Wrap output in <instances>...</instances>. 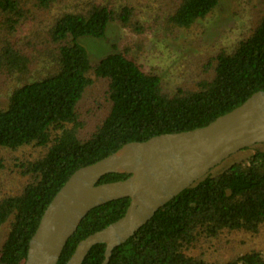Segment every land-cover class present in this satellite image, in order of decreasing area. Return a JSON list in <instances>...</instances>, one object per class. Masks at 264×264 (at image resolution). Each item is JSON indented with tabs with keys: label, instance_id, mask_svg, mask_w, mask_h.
I'll return each instance as SVG.
<instances>
[{
	"label": "trees",
	"instance_id": "16d2710c",
	"mask_svg": "<svg viewBox=\"0 0 264 264\" xmlns=\"http://www.w3.org/2000/svg\"><path fill=\"white\" fill-rule=\"evenodd\" d=\"M219 1L0 0V88L6 91L0 149L32 150L16 164L14 189L0 193V264H24L43 212L79 168L129 142L204 127L264 91V4L252 12L246 36L174 87L144 70L128 50L92 63L79 42L103 38L112 25L130 36L175 37L205 20ZM92 87L96 97L81 107ZM238 154L244 157L219 172L214 167L159 208L112 250L108 264H264L258 248L227 261L204 251L214 244L227 251L228 237L264 231V148L255 144ZM128 176L109 173L97 184ZM129 204L124 197L91 209L56 264H66L81 240L119 220ZM105 247L92 246L81 264H101Z\"/></svg>",
	"mask_w": 264,
	"mask_h": 264
},
{
	"label": "water",
	"instance_id": "95a60500",
	"mask_svg": "<svg viewBox=\"0 0 264 264\" xmlns=\"http://www.w3.org/2000/svg\"><path fill=\"white\" fill-rule=\"evenodd\" d=\"M264 142V91L256 92L204 127L129 142L76 170L50 201L29 240L24 264H56L63 247L88 212L108 201L130 198L125 214L81 240L66 264H81L89 249L112 250L126 242L165 203L238 151ZM109 173L120 181L97 184Z\"/></svg>",
	"mask_w": 264,
	"mask_h": 264
},
{
	"label": "rangeland",
	"instance_id": "374dc122",
	"mask_svg": "<svg viewBox=\"0 0 264 264\" xmlns=\"http://www.w3.org/2000/svg\"><path fill=\"white\" fill-rule=\"evenodd\" d=\"M263 4L264 0H220L218 7L205 20L189 30L181 29L175 37L164 34L156 37L155 33L143 38L130 36L124 28L112 25L103 38L82 37L79 42L86 48L92 63H96L110 52L128 50L130 58L144 70L157 72L167 87H174L183 79L196 78L209 57L246 36L252 24L250 22L252 12L256 13ZM97 91V87L88 89L80 101V106H88L96 97ZM5 97L6 91L0 88V107L6 104ZM258 145L264 148V142ZM29 153L32 154V150L28 147L17 152L0 149V193L14 189L15 183L19 182L16 172L19 169L16 168V164L28 158ZM233 155L222 162L221 167L219 165L215 167V172L244 157V154ZM4 233L5 231L0 228V246ZM227 240L231 246L227 251L217 244L210 248L206 247L204 251L213 253L218 260L227 261L239 253L258 248L264 258V231L254 238L233 235Z\"/></svg>",
	"mask_w": 264,
	"mask_h": 264
}]
</instances>
